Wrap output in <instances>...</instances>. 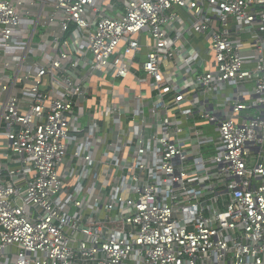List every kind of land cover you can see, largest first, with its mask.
<instances>
[{
  "label": "built area",
  "instance_id": "2783aa9c",
  "mask_svg": "<svg viewBox=\"0 0 264 264\" xmlns=\"http://www.w3.org/2000/svg\"><path fill=\"white\" fill-rule=\"evenodd\" d=\"M106 1L0 0V264H264V0Z\"/></svg>",
  "mask_w": 264,
  "mask_h": 264
},
{
  "label": "crops",
  "instance_id": "0c3cea01",
  "mask_svg": "<svg viewBox=\"0 0 264 264\" xmlns=\"http://www.w3.org/2000/svg\"><path fill=\"white\" fill-rule=\"evenodd\" d=\"M104 7H105V12L107 13V14H113V15H117V14H120L121 12H122V0H110V1H106L104 4ZM31 19L32 20H35V17L33 16V17H31ZM25 25L27 26V29H31L32 28V26H30L29 24H28V22H26L25 21ZM40 26H38L37 27V30H36V34L34 35V37H33V40H34V38H35V36L37 35V40H35V41H38V39H39V34L40 35H42L43 33H44V31H40L39 32V30H38V28H39ZM185 36H186V42H187V44H186V49H196V50H198V49H200V48H202V46H206V41L203 39V37H199L198 35H192V36H189L188 34H185ZM185 41H183V42H185ZM147 42H150V39H148L147 40ZM11 51H14V49H12ZM181 51V50H180ZM185 51V50H184ZM184 51H181V53L183 54V53H185ZM20 52V51H19ZM144 53H145V51L143 50V53L141 54V58H143L144 57ZM11 55H15V53H10ZM177 54V56L179 57V55H178V53H176ZM16 55H18V54H16ZM178 57H174L173 58V60L170 62V63H168L167 64V67H169L171 70H172V66L173 65H178L179 64V62H180V59L178 58ZM2 58V53L0 52V59ZM17 59V58H16ZM23 62H24V64L25 65H27L26 63H27V61H26V59H24L23 60ZM136 62H137V59H136ZM197 65V64H196ZM1 67H2V63H1V60H0V73H1ZM204 67V65L203 64H201L200 66L199 65H197V68L200 70V71H202V68ZM175 69H173V71H174ZM9 74H10V76H12V74H13V72H12V70H10L9 71ZM99 74H97L96 76H94L93 78H92V81H91V84H92V86H93V89L94 90H96V95L95 96H93V98L96 100V99H99V92H97V91H99V80H98V78H97V76H98ZM124 84H131V82H130V80L129 79H127V80H125V81H123L121 84H120V86H119V90H121L122 89V86L124 85ZM133 84V83H132ZM18 86V85H17ZM21 89H19V87H16V89L14 90L15 92H18V91H20ZM1 99H2V95H1V91H0V101H1ZM94 99H90L89 101H88V104L89 105H93V103H94ZM150 99V98H149ZM1 103V102H0ZM181 106L182 107H184V106H186V103H184V102H182L181 103Z\"/></svg>",
  "mask_w": 264,
  "mask_h": 264
},
{
  "label": "rangeland",
  "instance_id": "374dc122",
  "mask_svg": "<svg viewBox=\"0 0 264 264\" xmlns=\"http://www.w3.org/2000/svg\"><path fill=\"white\" fill-rule=\"evenodd\" d=\"M38 30H39V32H40V31H44L45 29L42 28V27H39ZM35 40H37V35H36L35 38H34V41H35ZM29 56H30V54H29Z\"/></svg>",
  "mask_w": 264,
  "mask_h": 264
}]
</instances>
